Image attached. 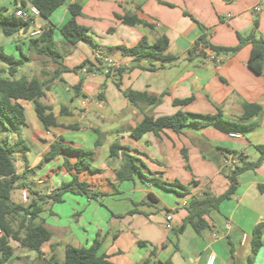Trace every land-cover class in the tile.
I'll use <instances>...</instances> for the list:
<instances>
[{
  "label": "crops",
  "instance_id": "1",
  "mask_svg": "<svg viewBox=\"0 0 264 264\" xmlns=\"http://www.w3.org/2000/svg\"><path fill=\"white\" fill-rule=\"evenodd\" d=\"M70 1L82 4L83 15L77 21L88 28L100 48L89 42L76 46L64 42L59 28L70 19L66 6L51 19L58 28L55 41L65 56L64 66L73 69L87 60L91 65L78 73L64 72L52 79L58 64L46 57L40 60L32 56L37 54L29 48L30 33L37 27L48 28L42 17L34 19L27 33L12 36L14 42L10 43V48L26 57L18 79H52L41 102L53 108L62 126L46 130L34 103L22 102L26 126L21 131L29 151L15 155L20 179L12 192V202L26 205L21 199L22 192L35 191L39 196H47L71 182L72 176L63 168L62 156L40 167L59 138L75 148L92 150L93 166L100 171L82 176L94 191L101 193L99 198L65 195L61 204L70 200L75 206L76 219L70 226L57 221L55 207L60 204L40 201L42 212L37 222L52 234L41 249L43 258L49 264L57 254L65 256L67 246L90 247L100 236V253L106 254L113 264H142L152 252L155 256L151 264H209L212 258L213 264H248L253 230L264 222V161L257 169L238 177L235 195L207 217L210 230L197 234L188 226L183 233L177 231L188 216L184 201L203 198L206 193L220 196L230 188L227 174L233 167L229 161L236 157L229 151L255 162L259 158L256 147L264 145V72L258 75L248 68L252 47L247 45L231 56L219 55V63L212 62L207 55L190 54L202 36L219 48H235L239 35L246 37L253 31L264 39V0ZM126 14L138 16L151 27L124 25L118 18ZM164 35L170 40L168 53L174 57L169 63L138 61L117 49L134 47L143 37L153 44ZM210 51L207 49L205 53ZM109 61L117 68H109ZM1 68L6 69L4 65ZM109 69L113 71L111 75ZM118 69L126 70L120 78L115 73ZM81 80L84 82L81 96L76 97L73 88ZM118 82L121 89L116 86ZM130 90L156 96L160 102L134 105L124 94ZM100 95L104 99H99ZM192 97L194 100L188 106L173 104L175 100ZM245 104H257L262 111L247 124L255 128L246 134L238 133L239 137L215 124L201 129L188 127L181 134L169 130L159 136L149 133L140 140L131 136L132 129L146 116H172L180 110L189 115H216L220 109L225 119L238 121ZM63 107L68 108V115H61ZM17 139L16 134H9L11 142ZM116 144L122 149L112 155L111 148ZM123 152L142 160L155 177L166 183L167 189L146 183L138 176L119 183L116 172L124 165ZM175 182L186 187L177 188L182 196L170 190ZM193 182L197 185H191ZM29 199L31 203L38 196L30 195ZM46 213L51 219L43 217ZM169 214L174 218V230L170 232L166 230ZM63 260L57 263L62 264ZM254 261L264 264V234L263 247Z\"/></svg>",
  "mask_w": 264,
  "mask_h": 264
},
{
  "label": "trees",
  "instance_id": "2",
  "mask_svg": "<svg viewBox=\"0 0 264 264\" xmlns=\"http://www.w3.org/2000/svg\"><path fill=\"white\" fill-rule=\"evenodd\" d=\"M32 6L40 11L41 17L48 23V28H44L38 38H29V48L30 51L37 55L46 57L58 64L59 69L55 72L52 79L59 78L64 72L78 73L81 69L91 65V62L87 60L73 69L64 66L65 56L55 41V31L58 28L51 20L52 16L60 8L66 6L70 13V19L59 28L64 42L71 46H76L80 42H89L99 49L100 46L89 35L88 28L80 25L77 21V18L83 15L82 4L77 1L71 2L70 0H29L28 4L25 1L22 2V8L26 9ZM118 19L124 25L130 27L140 25L151 27L147 22L132 14L119 16ZM30 26L31 23L29 21L17 17L15 13H11L7 7L0 4V31L4 36L12 37L21 32L27 33ZM247 45L252 47L248 68L252 72L262 75L264 72V39L258 37L255 31L246 37L239 35V44L235 48L212 46L207 41L206 36H202L197 40L190 54L206 57L205 48H207L214 53L216 58L222 54L231 56ZM169 47L170 40L164 35L153 44H150L147 37H143L134 47L121 46L117 49L124 56L135 57L138 61L153 59L161 63H169L174 60V57L168 53ZM22 57L18 59L13 55L7 54L3 48H0V228L2 230L0 235V264H10V261L14 258L15 249L10 243L11 240L18 242L27 250L42 255L41 249L51 240L52 234L42 223L37 222L39 214L42 212L39 207L40 201H52L54 204H61L67 194L81 196L89 200H96L101 196V193L94 191L87 180L82 179L84 174L94 175L100 172L93 166L94 152L75 148L65 143L62 138H59L51 145L40 167L56 157L62 156L64 158L63 168L72 176L71 182L63 184L57 191L47 196H39L35 191L30 192L29 197L30 195L38 196V200L34 199L28 205L14 204L12 202V192L16 189V184L20 179L17 173L15 155L19 153L26 154L29 151L21 131L22 127L26 126V114L22 102L34 103L38 118L46 130L49 131L51 128L61 126L57 121L53 108L41 102L46 96V91L49 89L52 79L44 81H41L40 78L29 80L26 77H21L18 79L19 71L26 61V57ZM1 65H4L6 69H2ZM125 72L126 70L123 69L115 71L118 78ZM111 73L113 71L109 69L108 75H111ZM4 74L7 75L6 78L2 77ZM45 76L46 74L43 73L42 77ZM83 83V80H81L73 88L76 97L81 96ZM116 86L121 89L119 82ZM124 94L134 105H156L160 102L159 98L150 96L147 93H138L130 90ZM99 99H104V96L100 95ZM193 100V97L186 100H175L173 104L176 107H184L191 104ZM261 111V106L257 104H245L244 113L238 121L225 119L220 109H218L216 115H189L180 110L172 116L159 118L146 116L132 129L131 136L136 140H140L149 133L159 136L160 133L166 130L181 134L185 128L201 129L211 124L218 125L233 133L246 134L255 128V126L247 124L259 115ZM60 113L64 116L68 115V108L63 107ZM68 128L72 130L78 129L77 126H69ZM9 134H16L18 137L17 141L11 142ZM97 146H99V142ZM121 149L120 145H113L111 154L116 155ZM256 150L259 153V158L255 162L247 161L242 155H237L234 152H228L235 155L238 160L237 165L231 168V171L227 174L231 183L230 188L220 196L206 193L203 198L194 197L188 203V216L185 218L182 227L177 231L178 233H183L188 226L192 227L197 234L211 229L207 217H210L212 212L218 211L223 201L229 200L235 195L238 177L262 165L264 161V145L257 146ZM122 154L124 165L121 170L116 172L119 183L131 181L135 176H138L146 183H152L167 189L166 183L155 177L142 160L127 152ZM191 185H197V182H193ZM170 187L171 191L176 192L180 196L182 194L177 188H186L177 182L171 184ZM15 224L18 225L15 226ZM263 234L264 222H261L253 230L251 240L252 255L248 259V264H254V257L263 247ZM140 245L143 244L140 243ZM101 248L102 240L100 236L96 238L90 247L75 248L67 246L62 264H113L106 254L100 253ZM154 256L155 253L152 252L150 257L142 264H151V258ZM49 264L58 263L55 258H52Z\"/></svg>",
  "mask_w": 264,
  "mask_h": 264
},
{
  "label": "rangeland",
  "instance_id": "3",
  "mask_svg": "<svg viewBox=\"0 0 264 264\" xmlns=\"http://www.w3.org/2000/svg\"><path fill=\"white\" fill-rule=\"evenodd\" d=\"M17 1V2H16ZM25 1L28 4L29 0H0V4L2 6H5L9 9L10 12L14 11L15 8L17 7H22V2ZM62 10V9H59ZM61 12V11H59ZM60 14V13H59ZM39 22H42V19H39ZM59 36H56V38ZM14 39L12 37H5L3 35V33L0 31V47H2L4 49V51L9 54L12 55L18 59L23 58L21 56L20 53L17 54V52L15 51V48H10L11 44ZM12 53V54H10ZM32 56H36L38 59L40 60H45L44 57H39L37 55H32ZM2 77L6 78L7 75H3ZM68 200V199H67ZM30 201V199H29ZM29 204V203H28ZM26 204V205H28ZM73 207L74 204L72 201H67L64 204H60L57 205L55 207V210H58L57 214L59 215V218L57 219L58 222H60L62 225H67L70 226L72 221H75L76 217L75 216V212L73 211ZM81 208V207H80ZM43 217L51 219L50 218V214L46 213L43 215ZM18 224H15V226H17ZM11 245L14 247L15 249V255L14 258L10 261V264H48L47 259L43 258V254L39 255L36 252L27 250L25 248H23L18 242L11 240ZM64 257V254H57L56 255V261H62ZM254 264H257L254 261Z\"/></svg>",
  "mask_w": 264,
  "mask_h": 264
},
{
  "label": "built area",
  "instance_id": "4",
  "mask_svg": "<svg viewBox=\"0 0 264 264\" xmlns=\"http://www.w3.org/2000/svg\"><path fill=\"white\" fill-rule=\"evenodd\" d=\"M257 11H260V8H256ZM15 15L25 21H29L31 23V25H34V19L35 18H39L41 17L40 15V11L35 8V7H28V8H18L15 10ZM231 15L228 16V18H230ZM43 32V28L42 27H37L34 31H32L30 33V38H38ZM205 51H207V48H205ZM206 55L207 57L209 58V60H211L212 62H216V63H219L220 61L217 60V58L214 56V53H212L211 51L210 52H206ZM109 68H117V65L112 62V61H109ZM235 137H239L240 135L238 133H232ZM238 161L236 158H230V161H229V164L231 167H234L235 165H237ZM29 193L27 192H22L21 193V199H22V202L24 204H27L29 202ZM183 206H188V202L187 201H184L183 202ZM166 230L167 231H173L174 230V218H173V215L172 214H169L167 216V219H166ZM2 234V230L0 228V235ZM214 263V258H212L209 262V264H213Z\"/></svg>",
  "mask_w": 264,
  "mask_h": 264
}]
</instances>
